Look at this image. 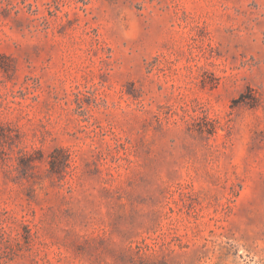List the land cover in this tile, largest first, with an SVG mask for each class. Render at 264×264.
Listing matches in <instances>:
<instances>
[{"label": "rangeland", "instance_id": "374dc122", "mask_svg": "<svg viewBox=\"0 0 264 264\" xmlns=\"http://www.w3.org/2000/svg\"><path fill=\"white\" fill-rule=\"evenodd\" d=\"M0 264H264V0H0Z\"/></svg>", "mask_w": 264, "mask_h": 264}]
</instances>
